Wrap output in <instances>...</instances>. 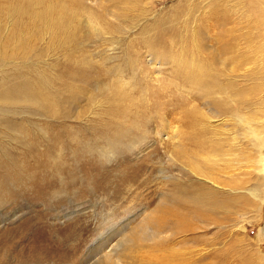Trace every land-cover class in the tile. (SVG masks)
Listing matches in <instances>:
<instances>
[{"label":"rangeland","instance_id":"obj_1","mask_svg":"<svg viewBox=\"0 0 264 264\" xmlns=\"http://www.w3.org/2000/svg\"><path fill=\"white\" fill-rule=\"evenodd\" d=\"M107 253L264 264V0H0V264Z\"/></svg>","mask_w":264,"mask_h":264},{"label":"bare ground","instance_id":"obj_2","mask_svg":"<svg viewBox=\"0 0 264 264\" xmlns=\"http://www.w3.org/2000/svg\"><path fill=\"white\" fill-rule=\"evenodd\" d=\"M13 33H15V32H13ZM227 58H228L227 56H223L221 60H223V62H225ZM192 64H193V62H192ZM190 72H191V74H192V72H193L192 69H190ZM195 75H196V74H195ZM194 80H195V82H196V78H194ZM195 82H194V84H196ZM230 85H231V84H229V87H230ZM214 91H216V89L210 90L209 93H216V92H214ZM235 91H236V90H231L230 93H233V92H235ZM248 91L251 92V88H248ZM244 94H245V95H244ZM244 94H243V93H242V94H241V93H238V96H237V97H240V98H245V97H246V98H248L247 95H248L249 93L245 92ZM192 170H193L196 174H199V175H202V176H206V177H207V175H208V176L210 175V173L206 172L205 169H203V168H201V167H199V166H196L195 168H192ZM194 172H193V173H194ZM194 175H195V174H194ZM203 178H204V177H203ZM214 180H215V178H214ZM214 180L212 181V183H213V184H216ZM208 181H209V180H208ZM203 182H206V181H203ZM204 184H206V183H204ZM209 184H210V183H209ZM217 184H218V183H217ZM211 185H212V184H211ZM204 186H205V185H204ZM210 187H213V186H209V187H206V188L209 189V190L212 191V192L214 191V192H217V194H219L218 191H217L216 189H211ZM219 189H220V188H219ZM230 189H231V188H230ZM230 189H229V190H230ZM230 191H231V190H230ZM215 194H216V193H215ZM217 194H216V195H217ZM210 195H211V194H210ZM207 198H208V197H207ZM210 199H211V198H210ZM211 200H212V199H211ZM211 200L204 199V197H202V196H200V195H197V196L193 197V203H194L195 205H198V206H199V205H202V206H203V205H209V204H210L209 202H210ZM222 201H223V200H222ZM213 202H214V201H213ZM219 202H220V201H219ZM221 204H222V203H221ZM213 205H214V204H213ZM198 206H197V207H198ZM198 208H199V207H198ZM210 208H211V207H210ZM196 212H197V211H196ZM161 217H162V216H161ZM184 219H185V218H184ZM181 221H182V220H181ZM182 223H183V225H184V224L186 223V221H183ZM182 223H181V224H182ZM177 227H178V226H177ZM180 227H181V226H180ZM174 229H175V228H174ZM175 230H176V229H175ZM108 256H110V253H109V254L107 253L106 259H104V261L102 262V264H108V263L106 262L107 259H108ZM103 257H104V256H103ZM166 264H169V263H166Z\"/></svg>","mask_w":264,"mask_h":264}]
</instances>
